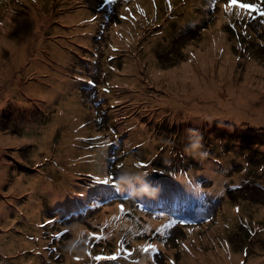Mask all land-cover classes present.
<instances>
[{"label":"rangeland","instance_id":"1","mask_svg":"<svg viewBox=\"0 0 264 264\" xmlns=\"http://www.w3.org/2000/svg\"><path fill=\"white\" fill-rule=\"evenodd\" d=\"M37 1L0 0V28L3 29L6 25L7 10L11 9V5L19 8L14 10L19 17V12L27 14L29 4H37ZM242 2L243 0H236L232 5V0H225L220 9L213 8L207 15L202 10L203 0H115L114 3H109L108 0H46L45 8L38 10L41 20H44V41L40 48L49 52L56 47L63 52L70 72L68 77L56 78L55 81L45 71L38 72L33 78L36 81L29 85L27 92L17 94L16 103L10 98L0 112V132L6 139L11 137L13 142L0 149V161L2 159L4 163V174H0V179L4 178L0 185V200L3 207L6 203L9 205L10 211L8 213L4 209L0 212V264H52L54 250L37 245L43 229L38 221L45 218L47 208H51L50 215L54 211L60 212V207L56 206L59 201L57 199L52 204V200L43 198L42 212L36 220L25 216L23 205L34 200L46 183L52 188H63L69 177L76 178L78 169L83 168L84 171L97 163L94 157L88 162H74L77 153H84L86 149L72 145L71 141L94 131L100 132L104 126L108 132V119L115 123L121 138L124 135V147L128 153H132L139 143L140 138L130 137L134 129L142 127L152 134L151 142L156 145L155 148L146 154L130 155L131 171L138 170L150 176L149 169L153 171L157 165L165 166L166 161L176 156V148L186 155L185 162L188 166L202 162L203 158L194 157L185 151L189 144L188 130L195 129L203 137L202 151L212 149L221 155L223 167L214 166L224 173L229 183L236 181V176L239 177V183H245L248 178L252 180L251 184L243 186V191L230 194L226 201L232 209L238 204L237 213L228 216L221 208L217 221L200 230L202 237L195 233L197 241H188L182 245H179V236L184 234L182 229L175 228L171 231L172 239H164L167 222L157 221L153 226L145 227L146 220L137 216L139 212L131 204L130 210L133 212L129 210L125 215L123 211L119 213L122 223L127 221L125 227L121 223L109 238L103 235L104 238L100 239L103 256L111 257L116 253V259H103L99 264H119L122 261V251L119 246L114 249L117 242L112 238L118 233L119 242L124 238L126 241L128 239V243L131 241L130 248L134 251L132 264H182L184 254L199 259L200 255L196 252L207 256L213 250L224 253L229 259L230 250L236 252L238 264H264V169L258 167L264 145L258 147L259 151H255V159L247 170L243 169V164H239L244 160L243 155L251 154L249 142H256V138L264 143V137L249 132L248 126L264 129V124H254L248 120L218 121L215 118L193 122L190 118L174 115L164 106L165 109H162L161 105L151 103L148 94L141 90L148 85V92L154 93V85L150 82L155 80L149 69L150 61L146 60L147 49L154 54L153 61H158L162 70H166L189 61L195 63L197 50L211 55V48L217 52L212 56L216 66L214 68H217L225 61L229 47L233 62L226 60L225 64L233 70V77L238 83L245 81L248 65L252 62L257 64L249 72L253 80L252 88L261 92L255 101L264 102V13L240 7ZM225 5L230 7L226 9ZM187 10L191 11L188 19L185 18ZM155 19L163 21L161 26L143 33L145 24ZM220 19L221 22L218 23ZM28 28L36 30L35 25L30 22ZM222 34L226 36V44L220 41ZM137 39L139 43L132 48ZM60 41L66 44L59 47L57 43ZM34 49L27 51L29 59L37 58L35 54L30 56ZM111 53L115 58H109L108 54ZM91 60L96 63H90ZM127 60H132L133 64L125 72ZM53 61L49 55L45 59L51 66H54ZM100 70H106L107 77L94 88L90 84L95 82ZM114 74L124 76L123 80L114 77ZM102 87L110 88L111 92L101 90ZM97 95L100 99L98 104L94 99ZM93 114L101 117L102 125L94 127L90 123L84 127L79 126L83 119L92 117ZM59 115L61 122L52 141H41L43 135L52 134L48 127ZM240 132H246L243 147L239 142L243 136ZM218 135L226 136L227 140L236 139V144L224 145L227 143H222ZM162 145L165 146L163 149ZM106 150L107 147H99L96 157L99 158ZM155 152L160 156L154 164L152 153ZM204 158L212 160L208 155ZM135 159H149L146 162L149 167H136ZM236 164L238 165L235 166ZM65 166L69 169L63 172ZM226 167H231L232 173L236 174H229ZM197 169L202 173L201 168ZM33 177L42 178L35 197L29 186L30 178ZM14 211L18 215H14ZM36 211L38 213L35 217L39 215L41 208ZM220 217V229H224L223 231L216 228ZM28 223L31 224L30 228L23 226ZM211 236H219L217 244L213 246ZM63 240L66 242V239ZM149 246H154V249L145 252L143 249ZM99 250L100 246H97V252H92L91 256L99 254ZM33 256L35 260L30 263Z\"/></svg>","mask_w":264,"mask_h":264},{"label":"bare ground","instance_id":"2","mask_svg":"<svg viewBox=\"0 0 264 264\" xmlns=\"http://www.w3.org/2000/svg\"><path fill=\"white\" fill-rule=\"evenodd\" d=\"M46 0H38L37 4L30 3L28 6L27 14L19 12V17L16 16L14 10L19 8L13 7L7 10L8 20L5 27L0 28V112L3 107L6 106L7 101L11 98L16 103V96L19 93H26L29 85L22 83V77L28 75L31 70L36 67L38 72L45 71L48 75L52 76L51 80L55 81L56 78L63 76L68 77L70 69L67 67L68 60L66 55L59 51L56 47H53L49 52L43 51L40 48L43 38V26L40 24V15L38 10L45 8ZM191 14L190 10L186 11V19ZM28 22L33 23L36 27V31H32L28 28ZM221 22V19L218 23ZM88 41V40H87ZM220 41L222 44H226V36L220 35ZM16 43H19L17 46ZM62 44H66L64 41L57 43L59 47ZM30 48H35L33 53L37 55V58L29 59L27 51ZM198 57L196 61L185 62L177 67L169 68L162 71L161 66L153 61L154 54L149 49L146 50V60L150 61L149 67L158 72V70L164 73V80H157L153 83L154 93L148 92V85L141 90L143 93L148 94V100L151 103L164 106L171 111H174L175 115H181L184 118H190L193 122H197L200 119L208 118L210 120H225L230 119L233 121L248 120L254 124H264V102L256 103L255 98L261 94L260 91L252 88L253 80L250 74V70L257 64L252 62L248 65V73L243 83L233 77V70L225 64L226 60L233 62L231 58V50L228 47L227 57L224 62L220 63L217 68L215 66L212 56L217 54L214 48L210 49V54L201 53V50H197ZM8 53V54H7ZM48 55L54 59V66H51L45 62ZM28 63H32L33 66L28 67ZM133 64L132 60H127L124 66V71L128 72ZM198 71L200 72L198 74ZM116 78L123 80L124 76L118 74L113 75ZM142 82V81H141ZM61 122V116H57L53 119L49 125V129L52 130V134H46L41 137V141L51 142L53 135L56 134L57 129ZM44 130L41 131L43 133ZM150 133L148 130L139 127L134 129L130 137L131 138H148ZM7 143H13L12 138L6 139L0 132V149H4V145ZM148 148L154 147L153 142H148ZM204 166V172L206 175L213 177L215 186L212 189L213 193L224 191L226 182L224 173L221 172L212 161L207 159L202 160ZM4 163L2 159L0 161V174H4ZM178 168V167H177ZM140 172V171H139ZM4 178L0 179V185ZM72 180V178H70ZM235 180L238 181L239 177L236 176ZM30 188L33 189V197L38 193L42 178L33 177L30 178ZM71 185L70 182L65 187ZM62 189L61 187L52 188L49 183L43 186L37 197L24 203L25 216L29 219L40 216L42 212L43 198L55 201V191ZM57 196V194H56ZM55 196V197H56ZM147 201V199H144ZM9 205L6 203L5 207L1 204L0 200V212L4 209L8 211ZM37 208H41V211L37 217ZM223 209L228 216H233L236 212L231 208L230 203L224 202ZM264 212V209H262ZM14 215H18V212H13ZM127 221L122 223V226ZM155 220H147L144 223L145 227H151L156 224ZM7 224V222L5 223ZM222 217L218 219L216 228L219 231L222 226ZM26 228H30L31 224H24ZM125 227V226H124ZM202 237V235H201ZM211 245H215L218 242L219 236H211ZM198 240V238H197ZM196 240V241H197ZM6 252V251H4ZM199 259L192 255L184 254L182 264H238L236 262V252L230 250L231 258L229 259L224 253L213 250L211 255L202 256V253L196 252Z\"/></svg>","mask_w":264,"mask_h":264},{"label":"trees","instance_id":"3","mask_svg":"<svg viewBox=\"0 0 264 264\" xmlns=\"http://www.w3.org/2000/svg\"><path fill=\"white\" fill-rule=\"evenodd\" d=\"M40 20H41V18H40ZM43 22H44V20H41L40 24L42 25ZM29 66H33V64L32 63H28V67ZM149 69L151 70V76L153 75L152 77H153V79L155 81H157V80L165 81L164 80V73L165 72L161 73L165 69H163L162 71L158 70L159 73L157 71L151 69L150 67H149ZM31 72H32V75L28 74V75L22 77V83H24L25 85H27L28 83L36 81V79L34 80L33 78H34V75L37 76L38 68L34 67L31 70ZM161 108L165 109L163 106H161ZM172 112L174 113V111H172ZM100 119H101V117L94 116V114H93L92 117L89 116L87 119H83L82 123H84V125L82 126V124H80L79 126L80 127H84L86 124L92 123L94 127H98V126L102 125L99 122ZM234 122H236V121H234ZM169 129H171V127H169ZM248 129H250L249 132H255L257 134H260L262 137H264V134H262V133H264V129L256 128V127H253V126H248ZM149 133H150V136L148 138H140L139 139V147H136L132 151V153H128L124 147L121 148V150H119L120 159L117 160V162H115L113 164V167L116 168L117 164H118V165H122L124 167L123 170H129V168L132 167V165H130L131 162H132V159L129 158L130 155H141V154H146L148 152H151L150 150L154 149L156 145H154V147L151 148V149L148 148L149 146L147 145V143L150 142L151 138H152V134H151L150 131H149ZM240 134H243V136L239 139V142L242 145L241 147H243V139L246 137L245 136L246 132H240ZM218 137H219V139L221 140L222 143H227V144H224V145H230V144L234 145V144H236V139L235 140H233V139L227 140L226 136H224V135H218ZM82 138L83 137L78 138V139H73L71 141L72 145H75V146L76 145L77 146L82 145V146H85L86 149H87V151L85 153L81 154V155L77 153L76 158L73 159L74 162L77 161V160H79L80 162H88V161H90V157L96 152V146H95L94 142H86ZM254 139H255L256 142L252 141V142L248 143V148L251 150V154L248 155V156H244L243 155L244 160H243V162H239V164H246V163H248V165L251 164L254 161V159H255V151H259L258 147L264 145L263 141H261L259 139H256V138H254ZM81 140H83L84 142L81 143ZM163 147H165V146L162 145V149H163ZM141 148H143V149H141ZM206 152H207V155L211 157L212 164H214V165H216L218 167H223L222 166L223 163L221 161V155L216 154L212 149H209L208 151L206 150ZM152 154H153L154 164H155V163H157V160H159V156L160 155H159L158 152H155V153H152ZM174 154L176 156L175 157L172 156V158L169 161H166L167 163L165 164V166L160 167V165H157L154 168L153 171L149 169V172H148V173H150L149 179L154 180L157 183L158 191L156 192V194L153 197H147V196L144 197V199H147L148 202L155 204L156 201L154 202L152 199H157L160 196H162L163 194H165V196L166 195H171L170 197H172V192L178 189V187L175 185V183H177L179 185H182V186H189L190 185V183L186 182L188 177L186 176L185 172H199V170L197 168H201V167H199L198 164L196 165V169L195 168L191 169V168H188L186 166V162H185L186 155L183 154L182 150H179V149L176 148L175 151H174ZM155 155L157 157H154ZM259 157L262 158L260 160V163H263L264 162V160H263L264 153L261 154ZM94 159L97 160V165H98V162H99L100 159H98L96 156L94 157ZM203 159H205V158H203ZM148 160L149 159H147V160L137 159V160H135V163H136L135 166L138 167V168L140 166L149 167L146 164V162ZM207 161H210V160H207ZM237 165L238 164H236L235 166H237ZM232 167H234V166H232ZM260 167L262 169H264V163L261 164ZM66 168H67V166H65V169ZM23 169L27 170V171H32V169H27V168H23ZM135 171H138V170H135ZM171 171H176L175 172V176L171 175ZM227 172L229 174H231L232 176H234L236 174V173L235 174L232 173L231 167H229V170L227 169ZM94 174H95V172H92L91 169H86L84 171H83V168L78 169L77 172H76V178H72V180H70L71 177L68 178L67 183L70 182L71 185L65 187L66 184H67V183H65L64 187L63 188L61 187L62 189L57 190V196L56 197H61V196L64 195V193H66L67 196H70V197H71V195H78L80 193H85L87 191V189L90 188L91 186H93L94 183H95V180H94V177H93ZM92 177H93V179H92ZM208 181H212L213 183H215L213 178L208 179ZM224 181L227 184L226 188H229V187H236L237 188L236 190L230 192L231 195L243 191V189H238V187L241 185V183H239L240 180L234 181V182L232 181L231 183H229L227 181V178L225 177ZM201 182L202 181H200V183ZM204 184H207V183H205L203 181L201 186L204 185ZM161 188L162 189L166 188V190L161 193L159 191V190H161ZM182 193L183 192H180L178 195H182ZM220 195H223V196L226 197V194H225L224 191L222 193H220ZM125 196H127V193H125ZM72 201H70L69 204L72 205L73 204ZM142 208H143V206H142ZM113 217H114V215L112 216L110 213H108V214H105L104 220L111 221V220H113ZM119 218H121V216L117 215V218H115V220L116 219L118 220ZM159 220L166 221L163 218L159 219ZM99 233H101V232H99ZM112 238H115V239L118 240V243H116V247H118V245H119V233H118L117 236H113ZM186 241L187 240H185V242ZM170 242H169V244H170ZM97 244H99V245L101 244L100 243V239L97 241ZM121 244H122V247H124V249L128 248V250L132 251V249L128 247V246H131V241L130 240H129V243H128V239L126 241V239L124 238L122 240ZM182 244H184V243L180 240L179 245H182ZM114 249H116V248L114 247ZM32 261H33V259H31L30 263H32ZM62 263H66V262H60L59 264H62Z\"/></svg>","mask_w":264,"mask_h":264},{"label":"clouds","instance_id":"4","mask_svg":"<svg viewBox=\"0 0 264 264\" xmlns=\"http://www.w3.org/2000/svg\"><path fill=\"white\" fill-rule=\"evenodd\" d=\"M189 144L185 151L194 157L204 158L207 156L206 151H202L203 137L195 129H189ZM118 192L127 193L131 199L153 197L158 191V185L154 180L149 179L147 173L139 171L123 170L120 171L115 180ZM66 231L74 230V226L65 229ZM76 231L74 239L70 240L65 248L69 254L83 253L87 250V239Z\"/></svg>","mask_w":264,"mask_h":264},{"label":"snow or ice","instance_id":"5","mask_svg":"<svg viewBox=\"0 0 264 264\" xmlns=\"http://www.w3.org/2000/svg\"><path fill=\"white\" fill-rule=\"evenodd\" d=\"M109 3H114L115 0H108ZM236 3V0H232V5H234ZM228 7H230V5H225V8L227 9ZM240 7L242 8H246V9H255L256 6L252 5V4H242L240 5ZM99 179V178H98ZM99 182L102 184H109L110 182H112V177H106L104 179H99ZM121 208H123V205L120 206ZM66 231V230H65ZM81 236H85V232L81 231L79 233ZM89 235H91L94 239L99 240V239H103L104 236L103 235H99L97 233H90ZM150 249H154V246H149V247H145L143 250L145 252H148ZM89 255H91V253H89ZM78 259V257H77ZM95 260H103V259H116L115 256H111V257H104V256H100L97 255L94 257Z\"/></svg>","mask_w":264,"mask_h":264},{"label":"water","instance_id":"6","mask_svg":"<svg viewBox=\"0 0 264 264\" xmlns=\"http://www.w3.org/2000/svg\"><path fill=\"white\" fill-rule=\"evenodd\" d=\"M114 225H115V228H116L117 224H114Z\"/></svg>","mask_w":264,"mask_h":264}]
</instances>
